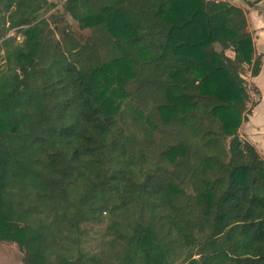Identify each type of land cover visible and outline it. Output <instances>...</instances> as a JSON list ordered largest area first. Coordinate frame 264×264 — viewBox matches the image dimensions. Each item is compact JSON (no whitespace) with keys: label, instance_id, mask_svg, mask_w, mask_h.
Returning <instances> with one entry per match:
<instances>
[{"label":"trees","instance_id":"16d2710c","mask_svg":"<svg viewBox=\"0 0 264 264\" xmlns=\"http://www.w3.org/2000/svg\"><path fill=\"white\" fill-rule=\"evenodd\" d=\"M63 3L77 36L39 20L47 0H0V244L23 264H264V161L238 132L261 67L244 11ZM104 215L112 253L77 249Z\"/></svg>","mask_w":264,"mask_h":264},{"label":"crops","instance_id":"0c3cea01","mask_svg":"<svg viewBox=\"0 0 264 264\" xmlns=\"http://www.w3.org/2000/svg\"><path fill=\"white\" fill-rule=\"evenodd\" d=\"M242 9L247 18L248 30L253 38L255 54L261 59L260 72L247 82L258 89L257 104L251 115L239 128L242 140L252 145L264 161V0H214ZM246 79V76H245Z\"/></svg>","mask_w":264,"mask_h":264},{"label":"rangeland","instance_id":"374dc122","mask_svg":"<svg viewBox=\"0 0 264 264\" xmlns=\"http://www.w3.org/2000/svg\"><path fill=\"white\" fill-rule=\"evenodd\" d=\"M63 2L64 0H47V6H45L40 11L38 18L39 20H49L52 15L56 17L62 16L66 20L65 23L63 22L62 24L56 26H59V28H61V26L66 25L65 27L69 28L73 32V34L77 36V34H80V32L78 31V25L71 19L70 16L64 14ZM50 26L53 28L54 24H51ZM83 33L87 34V31H84ZM7 37L16 38L17 43L21 42L20 36H18V34L15 33L14 30L10 31L7 34L6 38ZM102 53L104 57L109 58L116 55V51H112L111 49L107 48H103ZM3 57V50L0 49V65L4 64ZM247 78L250 79V76L248 74H246V80ZM250 94L251 98L255 102L258 98L257 94L252 92L251 89ZM103 217L104 219L102 224L95 226V229H89L87 234L82 237V242H79L77 244V249L79 247V249L90 255L97 254L100 255V257H102V255H109L110 253H112L111 248L107 244L109 237L104 234L105 228L109 224L110 220L108 215H104ZM22 257V253L19 251L18 247L15 244H0V264H23Z\"/></svg>","mask_w":264,"mask_h":264}]
</instances>
